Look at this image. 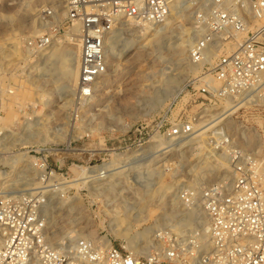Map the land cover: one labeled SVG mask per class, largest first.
I'll use <instances>...</instances> for the list:
<instances>
[{
  "label": "rangeland",
  "instance_id": "1",
  "mask_svg": "<svg viewBox=\"0 0 264 264\" xmlns=\"http://www.w3.org/2000/svg\"><path fill=\"white\" fill-rule=\"evenodd\" d=\"M180 1L171 0L158 47L148 44L142 50L122 54L118 48L112 49L114 45L106 44L114 59L108 57L107 75L98 83L92 100L83 102L77 97V86L67 97L66 93L56 92L50 77L60 75L59 66L52 62L44 66L41 52L27 47L29 39L58 30L55 39L59 38L65 46L68 35L77 47L76 31L66 32L62 27L64 0H0V175L10 174V155L39 160V172L34 165L31 168L35 161H29V168L20 167L8 178L0 176V192L27 194L24 192L36 191L37 182L39 192L56 189L50 191L51 209L46 215L53 218L45 223L47 236L56 237L51 242L53 246L92 238H107L119 248L126 246V240L112 235L111 225L125 217L126 206L135 197L138 200L140 192L155 191L162 185L147 205L143 220L131 225L129 235L134 238L137 232L153 229L145 237L134 239L137 245L143 242L140 245H146L150 252L158 230L183 235L195 227L194 221L182 219L185 207L177 196L181 188L200 189L221 180L228 183L226 157L208 146V139L216 130L225 129L235 145L257 157L264 156V106L236 110L235 105L231 112H225L233 106L228 104L200 110L202 100L196 93L200 67L189 61L188 49L194 42L195 12L208 0H190L186 9L174 12L173 7ZM51 10L55 19L46 25L41 15ZM126 22H121L116 34L129 39L140 23ZM182 39L180 61L175 47ZM177 73V82L167 85L165 79ZM44 100L48 103L44 104ZM181 116L206 118L196 124L194 138L165 142L163 137L151 143L154 136H163L173 129ZM27 119L33 121L35 129L44 128L55 138L45 137L39 144L21 146L19 139ZM215 122H219L218 127L204 137L198 136L201 126L206 128ZM241 128L251 138L249 145L242 139ZM137 149L141 150L138 155L130 156ZM42 165L51 171V177L44 175ZM102 165L109 167L104 171L100 169ZM111 173L116 174L110 176ZM70 183L75 185L67 187ZM108 184L113 187L105 191L103 186ZM165 187L168 191L164 192ZM60 200L65 201L60 204ZM73 205L76 210L67 217L66 210ZM166 216L169 219L164 220Z\"/></svg>",
  "mask_w": 264,
  "mask_h": 264
},
{
  "label": "built area",
  "instance_id": "2",
  "mask_svg": "<svg viewBox=\"0 0 264 264\" xmlns=\"http://www.w3.org/2000/svg\"><path fill=\"white\" fill-rule=\"evenodd\" d=\"M170 3L64 0L62 27L66 32L77 29L79 100H90L95 84L107 73L105 42L121 22L160 26L169 16ZM41 18L44 24H51L55 14L47 11ZM193 22L195 38L188 59L200 66L196 79L200 110L236 102H240L239 110L264 106V0H208L196 10ZM58 33L29 39L27 47L43 51ZM204 118L181 116L168 134L189 137ZM208 142L211 150L226 157L229 180L177 192L186 210H198L204 218V223H196L188 233L158 230L157 246H152L147 256L100 240L53 246L44 222L46 195L2 192L0 264H264V156L257 157L235 145L222 128ZM34 167L39 172V160ZM42 167L44 175L51 177V171Z\"/></svg>",
  "mask_w": 264,
  "mask_h": 264
},
{
  "label": "bare ground",
  "instance_id": "3",
  "mask_svg": "<svg viewBox=\"0 0 264 264\" xmlns=\"http://www.w3.org/2000/svg\"><path fill=\"white\" fill-rule=\"evenodd\" d=\"M188 1H190V0H181L178 4H176L173 7L172 10H174V12H176L179 9H183V10L186 9L185 4ZM180 13H182V12H180ZM176 15H179V13H177ZM129 22H131V21H129ZM123 24H125V23H123ZM165 25H166V23H163L160 26L152 27L150 25H145V24H141L140 23V25L137 26L134 35H132V38H129V39L128 38H125V37L123 38L122 36H121L122 37L121 38L119 33L116 34L120 30V28H119L117 31H115L111 35V37H109L106 40L105 47H106V44L107 43H109V45H114V47H112V49L113 48H118L119 51L122 52V54H126L129 51L134 50V49H136L137 51L138 50H142L145 47V45H148V44H151L150 47H152V48L153 47H158L159 46V42H160L159 41L160 40L159 37H160V34H161L160 32L163 31ZM141 26H142V28H141ZM70 30H75L76 31L75 36L77 35V29L76 28H72ZM194 38H195V36H194ZM64 40L66 41V45L65 46L62 45V42L63 41H61L58 38V39H55L53 41V45L51 47H49V48H47V49H45L43 51H40V52H41L42 64L44 66L45 65H48L49 62H52L53 64H56V65L59 66V68H60V75H58L57 77L52 76L53 74H46V73L45 74H46V76H52V77H50V79L53 81V84L55 85L56 92H59V93L61 92V93H64V94L66 93L65 97H67V96L72 95L74 93L75 87L78 84V54H77L78 41H77V47H76V44L73 43V40L74 39H70V37L68 35L67 36L65 35V39ZM143 40H145L146 42L141 45V43H143L142 42ZM193 41H194V39H193ZM109 45H108V47L106 49L108 69H109V66H110V61H109L110 59L108 57H111L112 60L114 59L111 56V52H110V49H109ZM176 46H177V47H175L176 54H177V57L181 61L182 60L181 58L183 57V51H184V39H182V41L180 43H178ZM78 52H79V49H78ZM198 67H200V66H198ZM117 68L118 67L116 65L115 66V69H117ZM182 72H183V70H182ZM182 72H180V73H182ZM180 73H177L175 75H171L168 78H166L165 79L166 84L169 85V86H171V85H173V83L177 82ZM105 75H107V73ZM105 75H103L101 77V79ZM43 76H45V75H43ZM100 80H98V82L95 84L94 91H95V88H97L98 83L100 82ZM103 88H104V86H103ZM94 95L92 96V98L94 97ZM92 98H91V100H92ZM47 103H48V100H44V104H47ZM239 104H240V102L234 103L233 106L230 107L229 109H227L225 112H229V111L231 112L232 108H234L235 105H236V110H238V108L240 107ZM223 114H224V112H223ZM225 118H227V116ZM32 122L33 121L31 119H27L24 127L22 128L21 136H20V139H19V144L21 146L31 145V144H36V143L39 144V142H43V140L46 139V138H52V139L55 138V137H53V135H51L44 128H42V129H39V128L38 129H35L34 128V125L35 124L33 125ZM218 124H219V122H215V123H213L210 126L208 125V127L205 126L206 128H204V127L201 126V128H200L201 131H200V133H199L198 136H200V137L203 136L204 137V135H206L211 129H214L215 127H218ZM3 131H4V128H3ZM4 132H7V131H4ZM240 132H241V136H242V139L244 140L245 144L249 145V142L251 140L250 136L248 134H246L244 132V130H242V128H241ZM0 134H3V133L1 132ZM4 136H5V134H4ZM170 136H171V134H168V133L164 134L163 136H154L152 138L151 143L155 144L157 142L156 140L161 139L163 137L165 139V142L166 141L167 142H171V141H173L174 138L182 139L181 137H174V136H171V138H170ZM189 137L190 138H194V134H192ZM189 137H186V138H189ZM44 142H46V141H44ZM140 151L141 150H138L137 149L134 152H132V154L130 156L133 157L135 155H138V152H140ZM9 161H10L9 166H10V170H11L10 171V174H11L12 172L16 171L20 167H22V168H27L28 167L29 168L30 165H31V162L32 161L34 162L35 160L30 159L26 155H19L18 154V155H10ZM29 161H31V162H29ZM35 163H36V161L31 165V168L33 167V165H35ZM108 167L109 166L102 165L100 169H102V170L105 171L106 169H108ZM226 173L227 172H225V174ZM10 174L2 173L0 176H2V179H4V178L10 177ZM111 174L112 175H110V176H114L116 173H111ZM222 182L223 183H227L225 181H222ZM37 183H38L37 184L38 188L34 192H39V182H37ZM110 184L106 185V187L103 186L104 187L103 189L105 191L110 190L113 187V185H110ZM26 185H28V184H26ZM72 185L74 186L75 184H72V183L67 184V187L68 186H72ZM162 187H164V186L160 185L155 191L148 190V191L140 192L139 194H141V195L139 197H137L138 200L135 197L134 200H133V203L128 204V206H126V208L124 210V212H125L124 214H126L125 217L123 219H118V220L114 221V223L111 225V230L110 231H111L112 235L115 236V237H120V238H122V239H124V240L127 241L126 242L127 243L126 246H124L122 248H124L126 250L128 249L129 252L131 251L133 253H137V254H140V255H143V256H147L149 254V252L147 251L148 249H147L146 245H140L143 242H139V245H137V243L134 242V239L136 237H142V236L145 237L147 234L151 233L153 231V229L147 228V229H145L141 233L137 232V234H136V236L134 238H129V235H130V232H131V225L134 222H140V221L143 220V216L142 215L145 213L147 205L152 201L153 196L156 194V192H158L159 189H162ZM62 188L63 187H61L60 189L62 190ZM92 188H97V186H94ZM53 190H56V189H52V190H49V191L46 190L45 193H42L41 191L39 192V193H42L43 195H46V197H47V205L45 207V217H44V222L46 224L48 223V219L49 218L51 219V217H52L50 215L49 218H46V215L48 214L47 210L48 209H51V208H49L50 207V203L49 202H51V201L50 200L48 201V197L51 196L52 193H50V191H53ZM163 191L165 192V191H168V190H166V187H165ZM34 192H27L26 191L24 193H34ZM1 194H2V192H0V195ZM10 194H12V192H10ZM63 201H65V200H60L59 201L60 204H62ZM70 201H71L70 199L67 200V202H70ZM68 204L70 205L71 203H68ZM126 209H130V210L128 212H126ZM75 210H76V208H75L74 205L73 206H70L69 208H67V210H66L67 217H69L70 215H72L73 212H75ZM131 210H133V212H131ZM181 215H183V218L182 219H187V220L190 219V221H194L195 224L196 223H199L201 220L202 221L199 224L201 225L202 223H204V218L201 215V212H199L198 210L188 211V210L184 209V211H183V213ZM167 219H169V218L166 216V218L164 220H167ZM176 225H178V224H176ZM178 234H181V233H178ZM151 236H152V234H151ZM47 238H48V240L50 242H53V241L56 240V237L53 234H51L50 237L47 236ZM154 238H155V235H154ZM92 239L95 240V241H97V240L104 241L107 244L111 243L107 238H102V239L92 238ZM151 241H152V239H150L148 242H151ZM76 243L77 242H73V244H69V246L70 245H74ZM154 246H157V242H155V245ZM147 252H148V254H147Z\"/></svg>",
  "mask_w": 264,
  "mask_h": 264
}]
</instances>
